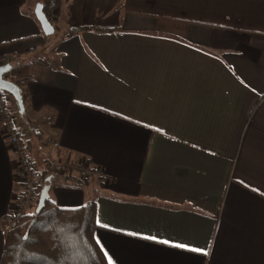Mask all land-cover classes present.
<instances>
[{"label":"crops","instance_id":"obj_1","mask_svg":"<svg viewBox=\"0 0 264 264\" xmlns=\"http://www.w3.org/2000/svg\"><path fill=\"white\" fill-rule=\"evenodd\" d=\"M37 2L0 0L7 107L38 169L91 170L48 175V198L94 201L108 264H264V0H60L49 35ZM17 159L0 132V222Z\"/></svg>","mask_w":264,"mask_h":264},{"label":"trees","instance_id":"obj_2","mask_svg":"<svg viewBox=\"0 0 264 264\" xmlns=\"http://www.w3.org/2000/svg\"><path fill=\"white\" fill-rule=\"evenodd\" d=\"M39 1L50 22L60 0ZM81 29L87 28L72 31ZM95 226L93 200L75 208H63L47 198L39 211L35 207L21 214L5 231L0 264H108L94 239Z\"/></svg>","mask_w":264,"mask_h":264},{"label":"built area","instance_id":"obj_3","mask_svg":"<svg viewBox=\"0 0 264 264\" xmlns=\"http://www.w3.org/2000/svg\"><path fill=\"white\" fill-rule=\"evenodd\" d=\"M7 61V58L0 57V64H4ZM4 78L14 81L17 75L15 73H7ZM6 95L7 93H0V132L8 148L17 154L15 176L23 181L24 191L21 198V207L0 222L5 231L16 222L21 214L27 212L29 207L35 202V198H37L48 175H72L83 180L91 173L87 160L77 162L55 161L43 165L42 170L38 169L25 154L21 133L16 128L14 118L7 107Z\"/></svg>","mask_w":264,"mask_h":264},{"label":"water","instance_id":"obj_4","mask_svg":"<svg viewBox=\"0 0 264 264\" xmlns=\"http://www.w3.org/2000/svg\"><path fill=\"white\" fill-rule=\"evenodd\" d=\"M34 14L44 34L45 35L51 34L53 32V26L51 25V23L45 16L42 10V4L40 2H37L35 4ZM10 69H11V65L9 63L0 64V90L12 96L18 114H22L24 111V108H23L20 88L17 86L15 82L4 78V75ZM48 189H49V186L47 184H44L41 187L39 194H38L36 211H39L43 207L45 200L48 198Z\"/></svg>","mask_w":264,"mask_h":264},{"label":"snow or ice","instance_id":"obj_5","mask_svg":"<svg viewBox=\"0 0 264 264\" xmlns=\"http://www.w3.org/2000/svg\"><path fill=\"white\" fill-rule=\"evenodd\" d=\"M153 239H155V237H153ZM167 243V241H166ZM178 247H187V245H177ZM194 251H197V252H203L204 250L203 249H193ZM109 264H112V261H111V258H109Z\"/></svg>","mask_w":264,"mask_h":264},{"label":"rangeland","instance_id":"obj_6","mask_svg":"<svg viewBox=\"0 0 264 264\" xmlns=\"http://www.w3.org/2000/svg\"><path fill=\"white\" fill-rule=\"evenodd\" d=\"M6 74H7V73H6ZM35 205H37V204L35 203ZM35 207H36V206H35ZM35 207H34V208H35ZM28 210H29V209H28Z\"/></svg>","mask_w":264,"mask_h":264}]
</instances>
